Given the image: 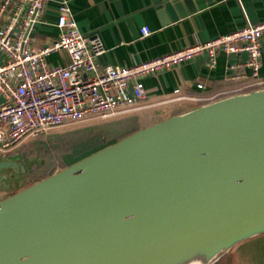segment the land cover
<instances>
[{
	"label": "water",
	"instance_id": "95a60500",
	"mask_svg": "<svg viewBox=\"0 0 264 264\" xmlns=\"http://www.w3.org/2000/svg\"><path fill=\"white\" fill-rule=\"evenodd\" d=\"M196 8L158 6L163 23ZM232 231L255 232L209 264L264 232V89L173 115L7 196L0 264H130Z\"/></svg>",
	"mask_w": 264,
	"mask_h": 264
},
{
	"label": "built area",
	"instance_id": "2783aa9c",
	"mask_svg": "<svg viewBox=\"0 0 264 264\" xmlns=\"http://www.w3.org/2000/svg\"><path fill=\"white\" fill-rule=\"evenodd\" d=\"M49 3L0 0V52L4 54L0 61V152L50 129L104 121L140 110L147 98L144 78L199 56L214 65L220 53H246L247 61L229 67L227 78L240 86L210 97L191 98L210 103L264 89V22L132 66L101 67L96 60L105 52V44L98 34L80 31L67 0L58 3L60 36L37 44L34 25L42 22ZM141 33L148 36L150 27L144 26ZM57 52L66 53L64 63L50 61ZM197 87L203 89L204 85L199 83Z\"/></svg>",
	"mask_w": 264,
	"mask_h": 264
},
{
	"label": "crops",
	"instance_id": "0c3cea01",
	"mask_svg": "<svg viewBox=\"0 0 264 264\" xmlns=\"http://www.w3.org/2000/svg\"><path fill=\"white\" fill-rule=\"evenodd\" d=\"M60 1L50 0L40 29L34 32L37 44L56 40L60 36L61 30L56 24ZM67 1L80 31L89 35L98 34L105 44V52L97 58L101 67L114 64L132 66L248 24L264 22V0H193L196 10L169 23L162 22L158 10L159 5L169 0ZM144 26L151 29L148 36H142ZM3 58L4 54L0 52V61ZM216 59V63L211 65L206 57H195L171 70L144 78L147 98L143 102L145 107L137 110L135 131L209 104L191 97H210L240 86L227 76L230 65L245 63L247 54L220 53ZM66 60L65 52H57L56 56L50 57L55 64ZM261 76L264 77V66ZM199 83L204 85L203 89L197 87ZM251 91L254 90L248 92ZM2 160L5 159L0 157V162ZM233 248L240 258L247 251L250 256L258 255L264 259V232L237 243Z\"/></svg>",
	"mask_w": 264,
	"mask_h": 264
},
{
	"label": "rangeland",
	"instance_id": "374dc122",
	"mask_svg": "<svg viewBox=\"0 0 264 264\" xmlns=\"http://www.w3.org/2000/svg\"><path fill=\"white\" fill-rule=\"evenodd\" d=\"M40 25V22L34 25L35 33L40 29ZM96 63L100 64L98 60ZM136 114L137 111H134L104 121L50 129L43 134L25 139L10 151L0 152V157L5 159L4 161H12L18 165V167L9 165L0 172V202L7 196L30 186L36 178L56 174L133 134L138 123ZM234 251L233 248L223 256L234 254L239 264H264L263 257L250 256L245 251L240 258Z\"/></svg>",
	"mask_w": 264,
	"mask_h": 264
},
{
	"label": "bare ground",
	"instance_id": "6f19581e",
	"mask_svg": "<svg viewBox=\"0 0 264 264\" xmlns=\"http://www.w3.org/2000/svg\"><path fill=\"white\" fill-rule=\"evenodd\" d=\"M252 232L232 231L183 242L174 247L138 257L130 264H209L233 241Z\"/></svg>",
	"mask_w": 264,
	"mask_h": 264
},
{
	"label": "trees",
	"instance_id": "16d2710c",
	"mask_svg": "<svg viewBox=\"0 0 264 264\" xmlns=\"http://www.w3.org/2000/svg\"><path fill=\"white\" fill-rule=\"evenodd\" d=\"M136 130V127L134 129V132ZM132 132V133H134ZM45 176H40L39 178H36V180L34 181L35 183L40 182L42 179H44ZM214 264H239L237 261V258L234 254L231 255H226L221 257L219 260H217Z\"/></svg>",
	"mask_w": 264,
	"mask_h": 264
}]
</instances>
